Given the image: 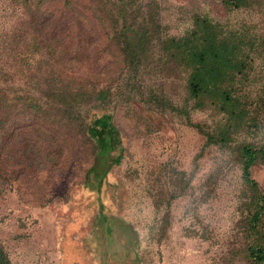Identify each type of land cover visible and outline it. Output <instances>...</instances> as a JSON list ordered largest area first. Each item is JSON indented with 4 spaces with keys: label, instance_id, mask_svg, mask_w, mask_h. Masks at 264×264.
<instances>
[{
    "label": "rangeland",
    "instance_id": "1",
    "mask_svg": "<svg viewBox=\"0 0 264 264\" xmlns=\"http://www.w3.org/2000/svg\"><path fill=\"white\" fill-rule=\"evenodd\" d=\"M14 1L0 0V67L8 77L0 84L44 101L51 78L68 71L54 58L44 62L45 49L28 46L31 39L20 27L27 16ZM60 1L52 0L49 9ZM155 2L159 36L182 34L196 14H207L243 41L249 65L238 75L234 94L243 98L254 120L228 144H207L206 132L215 130L223 114L194 107L186 73L157 57L131 80L115 48L104 47L110 44L103 40L105 30L94 29L102 40L90 51L81 47L89 56L79 63L85 72L118 73L110 84L113 103L93 112L114 114L121 145L97 157V179L86 180L92 161L86 144L66 151L73 155L55 165L41 155L45 168L29 150L17 156L18 162L9 161L0 174V243L12 264H256L248 246L264 244V224L260 238L249 229L252 190L242 176L239 154L245 143L264 146V1L241 9L227 8L223 0ZM16 47L26 59L15 62ZM153 53L164 56L159 46ZM131 89L134 94L122 96ZM167 98L176 110L161 103ZM47 108L51 116L40 120L42 130L33 135L36 147L53 150L59 125L54 109ZM120 155L121 162L103 175ZM252 176L264 191V160L252 167Z\"/></svg>",
    "mask_w": 264,
    "mask_h": 264
},
{
    "label": "trees",
    "instance_id": "2",
    "mask_svg": "<svg viewBox=\"0 0 264 264\" xmlns=\"http://www.w3.org/2000/svg\"><path fill=\"white\" fill-rule=\"evenodd\" d=\"M263 1L223 0V4L227 8L241 9ZM51 2L15 0L13 3L22 7V14L27 16L20 21V27L31 39L28 46L32 50L45 49L46 56L43 55L42 60L54 58L65 65L63 70L68 73L59 71L55 78H51L53 80L42 101L40 97L22 91L23 88L1 85L8 81V77L0 67V174L6 172L9 161L18 162L17 156L25 150L32 152L35 160H38L36 164H44L42 167L45 168L46 163L41 160V155L48 163L55 165L61 159L69 160L73 155L66 151L73 152L86 144L84 151L92 158L86 171V180L97 179V157L121 145L114 114L98 115L93 112L113 103L114 94L110 84L115 82L114 75L119 76L118 73L107 75L102 69L97 74L91 73V69L85 72L84 65L79 63V60L89 56V46L99 45L98 42L102 40L92 33L96 28L105 30L103 40H108L110 44L104 47L108 50L115 48L114 55H120L125 64L123 69H127L131 80L139 79L137 75L145 68V64H150L151 59L157 57L186 73L189 96L195 99L194 107H210L223 114L215 130L206 132L207 144H228L234 134L254 120L243 98L234 94L238 75L245 73L249 65L246 59H250V56L243 53L242 40L235 37L234 33L228 35L222 25L207 14H196L192 26L184 33L162 37L159 36L161 31L155 0H147L146 3L143 0H62L61 4H56L58 7L49 9ZM59 6L68 10L65 12ZM58 8L59 13H56ZM83 34L89 35L86 43L80 40ZM16 36L23 39L22 35ZM158 46L163 57H155L153 53L154 47ZM81 47L87 51L81 50ZM13 53L15 62L26 59L18 47L13 48ZM86 62L91 65V59ZM102 72L107 76L101 75ZM68 74L72 76L67 77ZM133 90L122 91V96L134 94ZM160 101L169 108L177 109L170 98ZM49 106L54 109L55 121L59 125L56 137L58 146L53 150H43L36 147L38 140L33 133L34 130H42L40 120L51 116L47 108ZM50 153L53 157L48 160ZM239 158L242 176L252 190L247 223L253 234L260 238L263 235L261 226L264 224V191L253 178L252 167L264 160V146L245 143L240 149ZM121 159L122 155L115 157L103 175L112 166L118 165ZM248 252L256 264H264V244L256 241L248 246ZM0 264H12L1 243Z\"/></svg>",
    "mask_w": 264,
    "mask_h": 264
}]
</instances>
